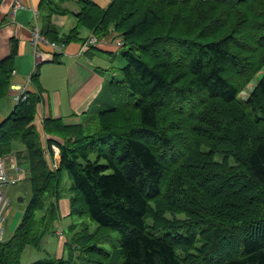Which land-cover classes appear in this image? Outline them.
I'll list each match as a JSON object with an SVG mask.
<instances>
[{
  "label": "trees",
  "instance_id": "16d2710c",
  "mask_svg": "<svg viewBox=\"0 0 264 264\" xmlns=\"http://www.w3.org/2000/svg\"><path fill=\"white\" fill-rule=\"evenodd\" d=\"M40 8L75 19L62 33L44 18L40 32L49 42H81L88 55L96 51L88 34L100 40L115 30L123 49L108 70L119 76L98 96L108 95V106L94 132L81 122L43 121L60 149L57 166L33 124L37 96L27 92L0 124V154L12 153L14 141L25 146L32 194L13 234L0 241V264H22L26 246L54 231L66 177L70 215L96 226L65 235L60 257L27 264H72L75 250L86 264H264V75L246 99L239 96L264 67V0H111L106 7L41 0ZM15 53L13 45L0 61V101ZM126 111L135 123L116 124ZM62 133L71 137L60 144ZM167 212L185 218L174 223ZM112 232L119 245L108 251L101 243Z\"/></svg>",
  "mask_w": 264,
  "mask_h": 264
},
{
  "label": "crops",
  "instance_id": "0c3cea01",
  "mask_svg": "<svg viewBox=\"0 0 264 264\" xmlns=\"http://www.w3.org/2000/svg\"><path fill=\"white\" fill-rule=\"evenodd\" d=\"M14 1L0 0V61L8 57L13 45L16 47V53L11 59L15 73L11 74L7 96L0 101V124L9 117L16 107L14 101L16 91L11 85L26 86L30 95L38 97L33 124L39 133L46 159L49 164L53 162L52 158L55 160L54 163H58L59 158L52 155L54 143L48 142L51 136L44 131L43 121L48 118H62L67 124L79 123L80 117L84 113L94 109L98 96L105 89V81L111 76H119L117 69L108 70L119 61V53L122 48H119L115 43L119 36L115 30H111L106 37L95 40L93 46L96 51L91 55L86 54L87 46L77 41L63 45L51 42L41 43L40 49L48 56L45 61L36 65L32 44L35 23L37 22L39 27L43 28L44 18H48L50 23L58 26L63 33L71 28L75 19L69 13L49 16L47 11L40 9L41 0H19L24 7L13 10ZM91 1L100 7H106L111 0ZM70 7L74 11L77 10L76 4H71ZM84 33L86 34V32ZM54 55H57L55 61L53 60ZM36 68L38 76L35 81L32 80V74ZM11 152L18 157L21 163L25 161L24 144L17 141L12 142ZM22 165L24 164L22 163ZM24 180L21 182H27ZM65 188L68 187L64 186L58 200V223H60V219L66 221L70 215L69 192H66ZM7 213L9 215V209H7ZM6 224L4 238H9L13 231L9 230V226L6 227ZM63 243L64 241L60 244L55 257L62 255Z\"/></svg>",
  "mask_w": 264,
  "mask_h": 264
},
{
  "label": "rangeland",
  "instance_id": "374dc122",
  "mask_svg": "<svg viewBox=\"0 0 264 264\" xmlns=\"http://www.w3.org/2000/svg\"><path fill=\"white\" fill-rule=\"evenodd\" d=\"M71 21V20H69ZM87 35V34H84ZM88 39L86 43H93L94 42V36L91 34H88ZM123 49V48H122ZM109 64V63H108ZM119 74V73H118ZM264 75V67L252 77L249 83H247L241 90L239 96L242 99H246L251 92V90L255 87L257 82L263 77ZM232 77H237V74H233ZM118 93L121 94L123 93L120 89H117ZM107 94V93H105ZM100 100L96 102V107L94 106V109L92 108L89 112L84 113L80 117V121L83 126L84 130L87 132H94L99 125V118L97 117V113L100 110V108H106L108 104H106V100H108V95H105V97L100 96ZM100 106V107H99ZM127 115L125 118L119 117L117 118L116 124L121 125V126H126L129 124L135 123V112L133 111H126ZM98 118V119H97ZM171 120V117L169 114L166 113V118ZM87 123V125H85ZM68 134H63L62 136L59 137V143L63 144L65 142V136ZM68 137H71V135H68ZM55 145V144H54ZM57 147V145H56ZM60 151V149H59ZM53 156H56L57 158L60 159V155L57 154H52ZM59 156V157H58ZM52 163L55 162L54 158H52ZM57 163V162H56ZM59 164V162L57 163ZM26 171L27 168L25 167ZM70 180L68 177L65 178L64 180V186L69 187L70 186ZM69 192V198L71 195V192L68 190V188H65ZM8 190V188H7ZM8 209H9V215L7 213V224L6 227L9 226V230L15 231L17 225L21 221L22 217V212L28 202V200L31 197V189L30 185L28 182H20L17 185L12 186L8 191ZM55 204V203H54ZM40 214V213H39ZM38 211H35V216H39ZM166 217L169 219L174 220L173 222L176 223L180 221V219L185 218L184 214H173L171 212L166 213ZM35 225V224H34ZM96 224L93 222H90V220H87L86 217H80L76 214H71L68 215V219L65 221L60 219V223L57 221L54 222V231H48L46 235L41 239L40 245L38 247L34 246H26L24 249V252L21 257V263L22 264H27L29 262H32L34 260L40 259V258H45V257H53L55 256L57 250L60 248V244H62V241L65 239V235L69 236L72 233H75L82 229L83 227L88 228L90 231L93 230V227H95ZM62 232V233H61ZM64 232V234H63ZM5 239V238H4ZM73 247H79L78 243L73 242ZM101 245L108 250L112 251L114 248L118 247L119 245V235L117 232H112L109 235H107L103 240ZM58 246V247H57ZM66 252H67V247H66ZM82 255V254H81ZM74 260H72V264H82V263H87L88 259L80 257L79 251L75 250L73 253ZM95 258L96 256H91Z\"/></svg>",
  "mask_w": 264,
  "mask_h": 264
},
{
  "label": "built area",
  "instance_id": "2783aa9c",
  "mask_svg": "<svg viewBox=\"0 0 264 264\" xmlns=\"http://www.w3.org/2000/svg\"><path fill=\"white\" fill-rule=\"evenodd\" d=\"M18 7H24L19 1L15 0L13 10ZM95 41V38L93 39ZM49 42L40 32L39 24L36 22L33 29L32 44L34 46L35 64H40L46 60L48 54L40 49L41 43ZM116 45L121 48L122 39L119 37L115 40ZM12 70L11 74H14ZM11 87L16 91L14 95L15 104L25 101L28 97L26 86L12 84ZM53 154H59V148L53 145ZM57 166V163L53 164ZM27 177V171L18 157L12 153L0 154V241L4 240L5 224L7 222L8 197L7 188L18 184Z\"/></svg>",
  "mask_w": 264,
  "mask_h": 264
},
{
  "label": "bare ground",
  "instance_id": "6f19581e",
  "mask_svg": "<svg viewBox=\"0 0 264 264\" xmlns=\"http://www.w3.org/2000/svg\"><path fill=\"white\" fill-rule=\"evenodd\" d=\"M41 9V8H40Z\"/></svg>",
  "mask_w": 264,
  "mask_h": 264
}]
</instances>
